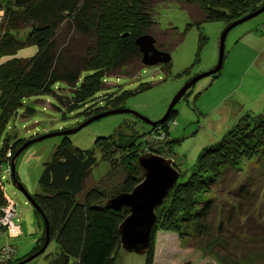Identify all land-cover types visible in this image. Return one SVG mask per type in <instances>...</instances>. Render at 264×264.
Returning a JSON list of instances; mask_svg holds the SVG:
<instances>
[{"label":"trees","instance_id":"16d2710c","mask_svg":"<svg viewBox=\"0 0 264 264\" xmlns=\"http://www.w3.org/2000/svg\"><path fill=\"white\" fill-rule=\"evenodd\" d=\"M183 1L195 7V14L187 13L196 27L209 22H222L226 26L264 5L262 0ZM0 11V137L8 120L22 107L23 99L51 97L59 106L55 110L71 113L83 109L80 114L89 119L105 111L123 109L127 99L150 89L148 84H142L132 91L105 93L95 98L99 92L108 90L105 78L133 77L142 67L134 40L141 35L153 38L149 0H0ZM189 27L191 25L184 30ZM19 31L25 32L24 37L19 38ZM29 46L36 48L31 57H15L17 51ZM155 48L168 53L170 46L161 48L155 41ZM162 70L168 73L169 63L163 65ZM186 73L187 70L182 74ZM60 85L64 88H58ZM175 114L173 107L166 110L160 118L162 122L151 127L153 134H163L161 139H155V135L153 139L161 142L168 136V123ZM30 116L26 108L20 118ZM61 117L64 118V114ZM8 137L5 136L0 144V164L7 159V152L10 153L8 161H11L20 146L27 142L13 139L8 145ZM60 137L49 161L43 164L38 179L40 193L31 196L45 217L48 243L54 242L58 249L48 264H114L121 250L117 226L128 214V209L108 208L105 203L113 197L110 193L95 187L83 191L84 182L96 162L93 151L74 148L67 136ZM115 137L122 136L117 133ZM94 145L99 147L101 159L109 165L115 160L112 156L120 153L118 159L122 165L119 160L118 163L125 175L118 193L130 192L141 181L137 165V157L141 154L136 152L135 144H126L125 148L107 137L96 139ZM153 146L151 144L148 152L156 154ZM254 161L256 166L264 168V114L244 113L216 144L198 154L188 179L183 183L176 181L155 208V221L143 264H153V237L157 231L173 233L179 240L207 239V249L226 251L229 242L237 240L234 234L225 233L229 231L227 225L238 228V213L253 186L249 176L227 189L224 176L227 171L240 172V162ZM10 174L15 181L11 171ZM220 185L223 188L219 189ZM217 190L218 193L226 191L228 195L233 193L235 196L231 198L236 202L227 203L229 207L225 211L220 209L223 220L213 226ZM210 193L213 199L204 200L203 196ZM4 204L0 185V206ZM43 242L42 223L40 237L32 249L7 264H17L35 254Z\"/></svg>","mask_w":264,"mask_h":264},{"label":"rangeland","instance_id":"374dc122","mask_svg":"<svg viewBox=\"0 0 264 264\" xmlns=\"http://www.w3.org/2000/svg\"><path fill=\"white\" fill-rule=\"evenodd\" d=\"M183 2L149 0V16L154 22L151 30L156 45L159 44L161 48L170 46L169 72L162 70L163 65L143 67L139 63L142 67L133 77L117 75L105 78L104 83L108 90L99 92L95 98L105 93L132 91L139 85L148 84L149 90L127 99L123 108L149 121H157L187 81L215 67L218 39L225 25L222 22H209L194 26L188 13L195 14V7H189ZM187 25L191 27L184 30ZM24 33L19 31L17 34L22 38ZM35 51L34 46L24 47L17 51L15 57L29 58ZM185 70L187 73L182 74ZM58 88L64 87L60 85ZM64 93L67 94V90ZM98 100L101 101L100 98ZM55 107L59 106L51 97L23 99L22 107L8 120L0 137V144L5 136H9V145L13 139L29 141L30 138L73 129L87 120L80 114L83 109L62 113L63 111L55 110ZM26 108L31 116L28 119L20 118ZM173 110L176 114L168 123V136L161 142L155 139H161L163 134H153L150 126L130 114L99 118L68 135L72 147L92 150L96 161L84 182L83 191L95 187L115 196L125 175L120 167L122 163L118 159L121 156L119 152L112 156L115 159L112 165L101 159L102 153L94 145L98 138L111 137L125 148L126 144L129 146L133 143L136 152L140 154L150 151L151 144L155 145V153L171 159L179 170L177 183H183L194 170L198 154L204 148L216 144L236 122L238 116L244 113L264 114V11L228 31L224 39L222 66L218 75L196 81L173 106ZM62 114L64 118L61 117ZM117 133L122 137H115ZM153 135L157 138L153 139ZM60 139L61 137L55 136L32 143L14 158L15 182L29 196L40 193L38 179L43 164L49 161ZM239 167L240 172H226L225 185L227 189H232L241 178L250 176L253 196H248L238 213L240 226L237 223L238 228L233 229L231 225H227L230 232L226 228L225 233H229V236L235 235L237 240L229 242L226 251L214 248L210 250L207 249V239L179 240L173 233L157 231L153 237V264H264V168L256 166V161L240 162ZM6 170V165H3L0 185L4 196L15 205L13 221L20 229H13V238L1 234L0 248L11 245L16 249L17 258H20L32 249L40 237L42 222L24 195L14 186L10 171ZM221 188L223 185H220L219 189ZM232 194L216 191L214 196L217 206L212 218L213 226L222 219L220 209L225 211L229 207L227 203L234 200L231 196L235 195ZM214 196L210 193L203 198L208 200ZM238 202L242 200L238 199ZM57 252L54 242H49L42 254L26 264H48L51 256ZM143 260L142 255L119 250L114 264H143Z\"/></svg>","mask_w":264,"mask_h":264},{"label":"water","instance_id":"95a60500","mask_svg":"<svg viewBox=\"0 0 264 264\" xmlns=\"http://www.w3.org/2000/svg\"><path fill=\"white\" fill-rule=\"evenodd\" d=\"M264 11V5L256 11L226 25L221 31L218 39V58L214 68L210 71L194 76L187 81L182 88L172 98L167 111L172 108L185 92L199 79L216 75L222 66L223 59V44L226 34L233 27L250 20ZM134 44L138 48L141 55L140 63L143 67H152L156 65H165L170 62V56L168 53L159 51L155 48V40L150 35H141L134 40ZM114 114H130L142 121L146 125L153 127L157 122H162V119L158 121H149L148 119L140 116L139 114L128 109H114L97 114L85 120L77 127L55 132L53 134H47L40 137H36L25 142L13 155L10 161V171L13 176V160L19 154V152L28 145L39 142L41 140L50 137L68 136L77 132L82 127L89 123ZM25 117L24 119H28ZM137 165L141 172V181L136 184L128 193H118L112 198L108 199L105 205L112 210H119L122 207L128 209V214L122 219L117 226V232L119 237V247L122 251L129 254L145 255L150 239L151 230L155 221V208L161 204L166 197L170 189L175 185L179 177V172L174 168L172 160L164 158L152 152H145L137 157ZM14 186L24 195L31 208L37 213L43 223L44 227V242L41 248L33 255L26 257L17 264H26L38 255L42 254L48 245L47 238V224L44 215L41 213L39 207L34 200L29 196L20 184L13 181Z\"/></svg>","mask_w":264,"mask_h":264},{"label":"built area","instance_id":"2783aa9c","mask_svg":"<svg viewBox=\"0 0 264 264\" xmlns=\"http://www.w3.org/2000/svg\"><path fill=\"white\" fill-rule=\"evenodd\" d=\"M0 20H1V16H0ZM5 157L7 158L5 159V162L0 164V179L2 178L1 173H2L3 165H6L7 172L8 170L10 171L9 161H8L10 157V153L7 152ZM14 218H15V205L13 202L9 201L5 197V204L0 206V235L5 234L6 237L13 238V236H11L13 229H15V231H18L20 229L17 225L14 224L13 221ZM14 257H16L15 247L11 245H4L0 248V264H7L11 262Z\"/></svg>","mask_w":264,"mask_h":264},{"label":"crops","instance_id":"0c3cea01","mask_svg":"<svg viewBox=\"0 0 264 264\" xmlns=\"http://www.w3.org/2000/svg\"><path fill=\"white\" fill-rule=\"evenodd\" d=\"M154 259V258H153ZM115 264H116V262H115Z\"/></svg>","mask_w":264,"mask_h":264}]
</instances>
